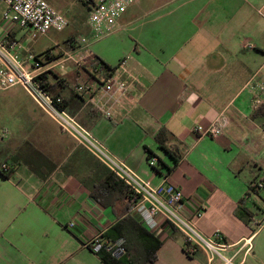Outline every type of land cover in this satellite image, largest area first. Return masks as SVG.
Listing matches in <instances>:
<instances>
[{"label":"crops","instance_id":"crops-1","mask_svg":"<svg viewBox=\"0 0 264 264\" xmlns=\"http://www.w3.org/2000/svg\"><path fill=\"white\" fill-rule=\"evenodd\" d=\"M45 1L69 25H84L91 38V4L77 1L81 24L74 0ZM253 2L258 12L264 10V0ZM227 6V0H138L113 34L87 47L76 46L72 34L47 37L51 45L41 47L33 36L42 35L17 26L3 30L1 19L0 40L9 46L20 42L23 57L49 53L51 61L66 59L49 76L61 82L57 90L93 137L154 186L167 182L180 189L185 214L195 219L203 212L198 229L207 237L220 230L228 245L224 257L233 264H264V222L254 228L236 214L249 187L264 183V116L252 115L253 100L264 99V76L256 78L264 63L249 65L245 59L250 41H229L240 21ZM95 59L129 87L110 118L92 109V97L74 92L93 80ZM124 59L127 65L121 66ZM223 75L224 83H217ZM70 77L74 82L68 85ZM222 115L228 126L220 137L192 131L196 124L210 127ZM47 118L54 126L46 124L48 131L34 127L29 138L15 135L18 146L7 152L17 159L15 172L10 179L0 173V264H106L93 249L96 240L103 247H125L121 264H210L202 250L187 255L183 236L169 225L154 234L162 247L153 259L141 241L139 224L145 226L127 208L125 186L113 179L104 185L110 170ZM163 130L169 148L178 150V162L158 144ZM150 153L156 167L148 163ZM256 190L259 195L251 194L246 208L261 222L264 184ZM212 264L224 263L216 258Z\"/></svg>","mask_w":264,"mask_h":264},{"label":"built area","instance_id":"built-area-1","mask_svg":"<svg viewBox=\"0 0 264 264\" xmlns=\"http://www.w3.org/2000/svg\"><path fill=\"white\" fill-rule=\"evenodd\" d=\"M136 1L138 0L89 1L92 7L87 26L91 30V38L74 39L75 45L87 47L92 42L113 34L117 29L118 20ZM1 4L6 5L7 8L1 23L3 30L17 26L36 35L45 36L50 32L61 33L69 27L67 18L45 0H0ZM246 48L254 50L256 47L248 42ZM23 50L24 46L20 42H14L9 46L5 41L0 40V92L21 87L62 132L73 137L104 164L132 192L134 200L131 211L150 232L158 233L164 225H169L183 236L185 251L188 255L202 250L206 253L210 264L216 258H220L224 264H233L231 259L224 257V251L228 245L223 233L217 230L212 236L207 237L198 229L196 220L203 217V212H199L195 219L185 214L184 194L180 189L167 182L154 186L134 172L126 163L113 157L70 113L63 97L48 89L44 76L49 75L57 67L63 66L66 59L51 61L49 55L37 58L33 53L23 57ZM127 62L128 59H124L121 66H126ZM262 70L263 68L257 72L256 78L262 76ZM112 74L113 72L110 75H103L94 69L91 82L74 87L77 96L92 97V109L107 118L112 117L113 108L127 96L129 88L126 83L114 79ZM259 105H264V99L255 98L252 109ZM227 126L228 120L222 115L210 127L204 128L196 124L192 131L204 137L218 138ZM262 133L264 135V126ZM148 163L150 167H156L158 160L153 157L148 160ZM8 168L5 163L0 170L7 172ZM263 184H257V188H262ZM102 247L100 241L96 240L93 249L98 251ZM106 247L117 258L123 257L127 252L120 243H112Z\"/></svg>","mask_w":264,"mask_h":264},{"label":"rangeland","instance_id":"rangeland-1","mask_svg":"<svg viewBox=\"0 0 264 264\" xmlns=\"http://www.w3.org/2000/svg\"><path fill=\"white\" fill-rule=\"evenodd\" d=\"M77 7L79 20L81 24L84 22L82 18L81 11L83 8L80 3L77 4L78 0H71ZM229 14L233 15L237 13L239 16L237 19L240 21V25L235 29L234 34H228L229 41L232 39L237 41L247 40L253 44L256 49L251 51H244V57L247 59L249 65H252L256 61H260L261 64L264 63V10L261 12L257 11V7L253 0H227ZM73 6V5H72ZM6 5H0V21L6 11ZM88 21V20H87ZM71 25V24H70ZM63 31L62 33L51 32L48 36L37 37L33 36L34 40L39 39L41 47L51 45V42L47 40V37L57 38L61 40L70 36H74L76 40L85 37L84 33L86 27L82 25L79 26L72 23V25ZM234 41V42H235ZM72 63V62H71ZM264 76V69L262 70V77ZM217 83H224V75L217 76ZM69 78L67 84L73 83ZM231 81V78H230ZM252 86H249V90ZM41 118H45V123L41 121ZM47 116L36 106V104L30 99L26 92L21 87H13L7 91L0 92V162L2 158L7 154V152L17 148L18 144L15 141V135L21 137L29 138L33 130L39 133L43 131H48V127H54L49 123ZM49 126H47V125ZM45 126V127H44ZM35 127V129H34ZM36 143L42 144L38 136ZM34 142L35 140L31 139Z\"/></svg>","mask_w":264,"mask_h":264},{"label":"trees","instance_id":"trees-1","mask_svg":"<svg viewBox=\"0 0 264 264\" xmlns=\"http://www.w3.org/2000/svg\"><path fill=\"white\" fill-rule=\"evenodd\" d=\"M83 1H84V4L87 6V5L90 4L89 1H92V0H89V1L88 0H83ZM47 55H49V53H44L42 55H36V57L39 58V57H44V56H47ZM92 66H93V70L97 69L99 71V73H101L103 75H110L114 71L113 68L108 66L106 63H104L100 59H95V61L93 62ZM52 77L54 78V80H52ZM52 77H49V75H45L44 76V79L46 80V85L48 86V89L50 91H52L53 93H55L56 95L63 97L65 106H66V108L69 109V101H70V99H68L65 96H63V90H57L58 86H59V83H61V82H58L55 79L56 76H52ZM70 113H71V111H70ZM96 113L99 114L98 112H96ZM252 115H254V116L263 115L264 116V105H259V106L255 107V108H253L252 109ZM159 135H163V137H164L163 140L161 139V136L158 137V139H157L158 144L160 145V147L164 151H166V153H168L171 157H173V159H175L178 162L180 160V157L177 154L178 150L176 148L170 149L169 146H168V131L167 130H163V131L160 132ZM3 158H4V160L2 159L3 160L2 164L6 163L9 168H8L7 172H2L0 170V173L5 178L10 179L13 176L14 172H15L14 168H15V165L17 163V159L14 157V154L12 152L6 154ZM151 158H153V156L150 153L149 156H148V160L151 159ZM2 164L0 166H2ZM112 179L115 180V183H116V180H117V181H119L118 184L125 186V194L127 195V198H128L127 208H129V210H131L132 207H133V200H134L133 199V194L129 190V188L121 180H119L114 174H112L110 172V177H108L104 181L103 184L107 185V186H110ZM256 188H257V186L255 187L254 185H251L249 187L250 192H248V194L242 200L239 201L238 208H237V213H236L237 216L243 222H245L246 224H252L253 227H254V224H255V227H258V226L262 225V223L264 222V219L261 222H257V220L255 218H252L253 215L246 208L247 200L251 196V194L259 195V192L256 190ZM139 228L141 230V234H140L141 241L144 243L145 247L148 248L150 256L153 259H155L158 250L162 247V242H160L156 238V236L154 235L155 233L150 232L145 227H143L141 224H139ZM97 253L101 256V259L106 264H121V259L122 258L118 259L116 256H114L111 252H109L107 250V247H102L100 250L97 251ZM189 256H191V255H189Z\"/></svg>","mask_w":264,"mask_h":264}]
</instances>
